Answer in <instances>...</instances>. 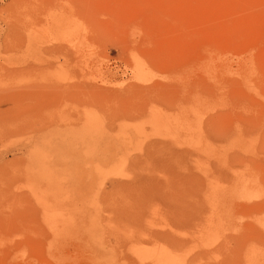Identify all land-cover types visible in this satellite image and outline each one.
I'll return each instance as SVG.
<instances>
[{"label":"rangeland","instance_id":"1","mask_svg":"<svg viewBox=\"0 0 264 264\" xmlns=\"http://www.w3.org/2000/svg\"><path fill=\"white\" fill-rule=\"evenodd\" d=\"M0 264H264V0H0Z\"/></svg>","mask_w":264,"mask_h":264}]
</instances>
